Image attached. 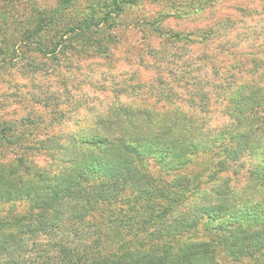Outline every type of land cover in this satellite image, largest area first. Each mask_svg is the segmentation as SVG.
<instances>
[{
	"label": "trees",
	"instance_id": "16d2710c",
	"mask_svg": "<svg viewBox=\"0 0 264 264\" xmlns=\"http://www.w3.org/2000/svg\"><path fill=\"white\" fill-rule=\"evenodd\" d=\"M190 2L196 0L169 6ZM36 11L42 24L44 10ZM78 28L64 31L69 39L53 31V43L36 30L23 40L53 56L64 45L59 40L69 43ZM250 62L249 76L228 75L229 83L239 81L218 93L226 120L205 137L195 131L203 119L196 111H212V101L185 82L189 112L179 101L168 114L155 103L109 110L63 141L51 127L37 136L38 128L27 126L32 116L0 125V146L14 154L0 163V204L7 206L0 215V264H25L29 245L39 251L32 264H221L220 253L240 258L260 251L252 264H264V63ZM172 81L182 84L178 76ZM164 95L179 98L173 86ZM30 135L37 136L32 145ZM33 149L45 159L31 158ZM107 228L115 229V240ZM109 240L113 250L104 246Z\"/></svg>",
	"mask_w": 264,
	"mask_h": 264
},
{
	"label": "rangeland",
	"instance_id": "374dc122",
	"mask_svg": "<svg viewBox=\"0 0 264 264\" xmlns=\"http://www.w3.org/2000/svg\"><path fill=\"white\" fill-rule=\"evenodd\" d=\"M169 2L0 1V125L20 124L25 116H32L35 121L27 126L38 128L35 135L41 137L45 127H51L63 141L77 132L76 128L94 125L96 116L109 110L122 113L120 108L145 104L148 109L155 103L154 108L168 114L173 102L179 101L189 112L191 106L185 105L184 98L192 92L185 88V82L198 86L199 91L206 90L212 101V111H196L203 119L195 131L207 136V129L213 130L226 120L224 104L217 96L231 92L239 81L229 83L232 78L228 75L239 73L244 78L253 73L249 72L251 60L253 64L264 63V0H196L184 9L171 8ZM36 9L44 10L42 24L36 23ZM88 24L89 28H82ZM70 27L81 28L79 36L67 44L59 40V45H64L57 47L55 57L38 52L35 43L23 40L24 35L36 30L40 31L37 36L52 42L53 31L66 37L64 31ZM174 76L182 84L172 81ZM170 86L179 98L174 95L167 101L164 92ZM34 138L30 135L26 142L32 145ZM11 150L0 146V163L14 156ZM29 154L38 161L45 159L41 150L33 149ZM46 159L55 161L49 156ZM233 165L229 167L234 176L237 171ZM235 177L242 182L241 172ZM6 210L7 206L0 204V215ZM106 230L115 240V229ZM41 238L49 240L43 235ZM111 240L104 243L108 250H113ZM29 246L23 252L28 260L25 264L38 258L39 251ZM261 253L240 258L220 253L219 260L221 264H252Z\"/></svg>",
	"mask_w": 264,
	"mask_h": 264
}]
</instances>
